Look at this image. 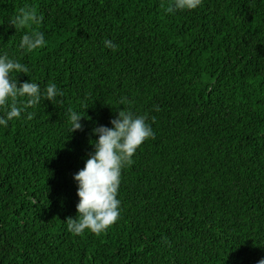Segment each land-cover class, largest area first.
<instances>
[{"label":"trees","instance_id":"16d2710c","mask_svg":"<svg viewBox=\"0 0 264 264\" xmlns=\"http://www.w3.org/2000/svg\"><path fill=\"white\" fill-rule=\"evenodd\" d=\"M171 3L0 0V55L29 68L12 73L18 86L63 92L0 127V264L264 259V0L168 13ZM21 9L41 22L11 26ZM34 31L45 46L22 50ZM125 97L154 138L122 170L119 219L99 235L72 234L74 174L94 152L93 129L112 127ZM69 109L84 115L82 130L70 132Z\"/></svg>","mask_w":264,"mask_h":264},{"label":"clouds","instance_id":"9594fccd","mask_svg":"<svg viewBox=\"0 0 264 264\" xmlns=\"http://www.w3.org/2000/svg\"><path fill=\"white\" fill-rule=\"evenodd\" d=\"M202 4V0H172L166 8L168 13L183 10H194ZM41 17L32 9H21L20 13L10 22L11 26H24L26 23L38 25ZM104 47L117 51L118 46L106 39ZM45 36L42 32L25 33L20 41L22 50L32 52L44 47ZM29 73V68L14 58L0 55V127L6 128L10 121L21 117L28 107L38 104L42 97L51 102L63 92L54 83L42 90L37 82L25 81L18 86L12 73ZM18 98H26L18 101ZM127 98H121L119 105L124 108L116 118L110 121L112 127L100 125L93 129L98 137L92 141L94 152L88 157L85 166L74 174L78 183L76 217L67 218V230L81 235L87 229L91 233L101 234L113 225L120 216L121 201L118 191L121 184L122 170L133 163V156L138 148L149 138H154V131L147 117L125 110ZM19 104V106H18ZM79 111L69 109L70 132L82 130ZM264 264V259L258 261Z\"/></svg>","mask_w":264,"mask_h":264}]
</instances>
